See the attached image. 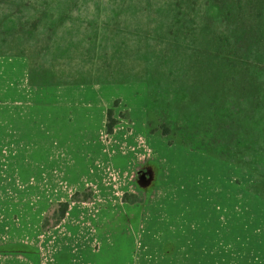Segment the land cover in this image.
Here are the masks:
<instances>
[{"label":"rangeland","instance_id":"1","mask_svg":"<svg viewBox=\"0 0 264 264\" xmlns=\"http://www.w3.org/2000/svg\"><path fill=\"white\" fill-rule=\"evenodd\" d=\"M50 1L32 0L36 6L0 5V55L26 53L32 64L44 61L52 67L55 73L51 77L61 81L88 85L144 82L148 86L149 80L146 121L149 118L153 126L160 122L176 128L175 138L185 135L183 128L194 125L197 116L205 118L204 101L220 90L201 78L190 39H182L181 29L176 34L180 45L173 43L174 38L163 28L168 23L163 13L127 9L116 0L102 1L99 8L89 0H73L76 5L69 9L63 4L72 0ZM52 20L59 21L53 31ZM116 24L119 33L114 34L109 27ZM96 32L100 57L98 53L92 57L90 51ZM203 35L201 25L197 36ZM54 36L65 43L63 57L56 56L59 51H51ZM158 132L153 135L166 146L180 145L168 144ZM161 156L169 162L181 161L167 147ZM15 157L21 158L0 155V256L29 264H164L163 167L154 174L136 172L134 177L108 170L107 178H94L97 186L82 187L69 180L71 173L21 170ZM254 174L258 187L260 177ZM121 182L128 185H118ZM87 188L92 190L90 199L70 200L73 193ZM123 190L127 201L122 199ZM61 201H68L69 207L53 226L51 215Z\"/></svg>","mask_w":264,"mask_h":264},{"label":"crops","instance_id":"2","mask_svg":"<svg viewBox=\"0 0 264 264\" xmlns=\"http://www.w3.org/2000/svg\"><path fill=\"white\" fill-rule=\"evenodd\" d=\"M30 67L26 53L0 55V155L21 156V170L71 173L82 187L108 170L134 177L163 167L164 264H264V196L252 171L147 133L144 82L30 83ZM112 106L117 123L107 134ZM165 147L180 163L161 156ZM0 264L29 263L0 256Z\"/></svg>","mask_w":264,"mask_h":264},{"label":"trees","instance_id":"3","mask_svg":"<svg viewBox=\"0 0 264 264\" xmlns=\"http://www.w3.org/2000/svg\"><path fill=\"white\" fill-rule=\"evenodd\" d=\"M31 1L0 0V5L36 6ZM54 1L51 0L50 3L56 4L59 0ZM89 1L99 8L101 2L105 0ZM116 1L125 5L127 9L163 13L168 21L167 24L163 23V28L168 29V34L174 38L173 43L180 45L176 40V34L177 30L181 29L182 39H190L189 48L195 56V67L202 72L201 78L220 90L216 96L213 95L210 100L204 101L207 106L205 118L201 120L197 116L194 125L182 129L185 135L175 138L176 128L171 129L158 121L159 124L153 126L149 118L146 121L148 132L156 134L157 130H160L159 135L165 137L168 144L178 143L190 150L249 169L260 177L258 187L257 183L255 185L253 183V187L256 188H253L254 191L264 196V165L262 164L264 162V0ZM74 2L72 0L63 5L69 9L76 5ZM211 10L214 11L213 14L210 13ZM52 22L54 25L51 26V31L55 30L59 21L52 20ZM201 25L204 35L198 37L197 32ZM109 29L114 34L119 33L117 24ZM97 32L91 37L94 45V48H90L92 57L102 51L95 48L94 40L99 37ZM54 38L51 51L56 54L57 50L60 54L56 56L63 57L61 54L66 53L65 43L60 42L57 36ZM158 38L160 41L164 39L162 35H158ZM85 59L87 61V56ZM47 70L50 72L43 62L31 63L30 83H49L54 78L51 77L52 72L48 74ZM138 78L145 80L140 76ZM146 82L150 87V81ZM116 123L113 109L109 108L107 134L113 132ZM82 195L83 198H80ZM127 195L123 194V201H127ZM91 197L92 190L87 188L83 192L73 193L70 200L85 201ZM68 207V201L57 203L51 215L54 220L53 226L63 219ZM47 221L46 219L43 222L42 227H47Z\"/></svg>","mask_w":264,"mask_h":264},{"label":"water","instance_id":"4","mask_svg":"<svg viewBox=\"0 0 264 264\" xmlns=\"http://www.w3.org/2000/svg\"><path fill=\"white\" fill-rule=\"evenodd\" d=\"M144 179V178H143Z\"/></svg>","mask_w":264,"mask_h":264}]
</instances>
